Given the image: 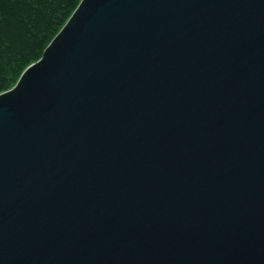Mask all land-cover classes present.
<instances>
[{
	"label": "water",
	"instance_id": "water-1",
	"mask_svg": "<svg viewBox=\"0 0 264 264\" xmlns=\"http://www.w3.org/2000/svg\"><path fill=\"white\" fill-rule=\"evenodd\" d=\"M0 264H264V0H80L0 91Z\"/></svg>",
	"mask_w": 264,
	"mask_h": 264
},
{
	"label": "trees",
	"instance_id": "trees-1",
	"mask_svg": "<svg viewBox=\"0 0 264 264\" xmlns=\"http://www.w3.org/2000/svg\"><path fill=\"white\" fill-rule=\"evenodd\" d=\"M80 0H0V91L37 60Z\"/></svg>",
	"mask_w": 264,
	"mask_h": 264
}]
</instances>
